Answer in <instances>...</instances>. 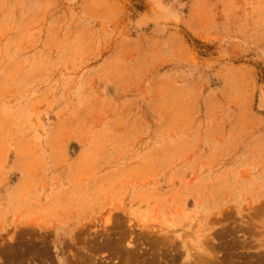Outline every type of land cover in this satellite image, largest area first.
Segmentation results:
<instances>
[{"label": "rangeland", "instance_id": "1", "mask_svg": "<svg viewBox=\"0 0 264 264\" xmlns=\"http://www.w3.org/2000/svg\"><path fill=\"white\" fill-rule=\"evenodd\" d=\"M0 264H264V0H0Z\"/></svg>", "mask_w": 264, "mask_h": 264}, {"label": "bare ground", "instance_id": "2", "mask_svg": "<svg viewBox=\"0 0 264 264\" xmlns=\"http://www.w3.org/2000/svg\"><path fill=\"white\" fill-rule=\"evenodd\" d=\"M113 248V247H112ZM134 254V253H133ZM125 255H127V254H125Z\"/></svg>", "mask_w": 264, "mask_h": 264}]
</instances>
